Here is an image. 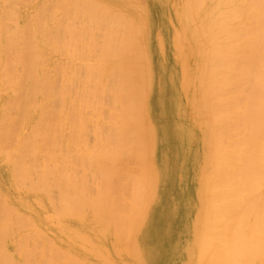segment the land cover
I'll return each instance as SVG.
<instances>
[{
  "label": "bare ground",
  "instance_id": "1",
  "mask_svg": "<svg viewBox=\"0 0 264 264\" xmlns=\"http://www.w3.org/2000/svg\"><path fill=\"white\" fill-rule=\"evenodd\" d=\"M43 1L45 2V0ZM61 1L62 0H60V2ZM67 1L70 2L71 0ZM73 1H71V3ZM57 2H59V0ZM75 2L77 1L73 2L75 5L79 3ZM42 3L34 4L32 7L25 9L23 18L14 19L11 12H6V14L3 13V15L0 14V98L1 95L5 93L8 99L5 101H2V99L0 100V264H154L153 262L157 259L158 250L155 248H146L144 237L138 240L139 235H142V227L145 225L143 223L144 219L148 213H151L149 203L155 187H157L156 182L159 181V176L155 168L156 164L154 165L152 159L156 136H150L148 138L147 136H149L150 133H147V135L145 133V130H147V132L150 130L146 128L152 125L150 124L152 123L150 120V122L147 121L148 115L146 116V113L148 112L146 111L149 107L147 98L149 96L150 77L154 69L152 70L153 64L150 62L149 53L147 54V51L143 49L145 46L140 44L141 42H137V35H142L143 39V34L139 35V31L142 30V28H138V25H141L139 23L142 21L141 16L144 15V13L145 16H147L144 11L149 8L144 6L146 8L145 10L142 6L143 4L141 8L138 7V4V6L135 4L138 8L135 9L132 0H101L99 2H97V0L94 2L93 0H89L88 4H82L83 7L88 6L86 10L81 8L86 12H84L86 15L89 13H87V11L93 12V18L89 13L87 16L83 15L84 17L86 16L85 18H88L85 19L83 17V20L85 21L91 18L93 23H91L90 20V27H88L87 22V27L84 23L81 24V26L84 25L86 28H90L94 31V26L97 25V23H94V20H97L96 22H100L101 25L99 24L100 27L99 25L96 27L104 29L102 31H105L106 41L103 40L104 36H100L101 34L96 31V28V33L100 34L98 36L102 37V41H105L100 44V42H102L100 37L98 38L96 36L100 41L96 39V42L94 39L96 46L100 44L102 47L100 48V45L98 46L100 49L97 48L99 50H97V53L100 51L101 53H98L99 55L97 54V56H102L101 59L103 63L100 66V63H98L97 69L93 68L94 66L91 64L88 65L85 61L88 71H85V75L84 72L82 73L87 81H89V79L92 81V78L88 79L89 75L93 73L94 76V74H96L95 77H93L95 81L92 83L90 81V83L95 86V90H88L87 93V87L94 86L89 84V86L85 88L84 85L87 83L86 80V82H83V85H80L81 87L83 86V89H86L85 93L83 89H75L74 91L73 84L71 85L73 89H67L68 91L72 90L75 92L77 95L76 97L75 94L72 96L69 94L70 97L74 96V99L78 97V99H80L81 95L79 96V94L83 92L84 95L82 96L84 97L81 96V98L84 101L80 100V102L87 104H85L86 106L84 105L83 110V104L79 108V105L75 107V109H78L77 111L74 109V113H79L78 115L75 114L76 118H74L73 115V120L71 121L70 117L72 111L68 109L71 104L70 102H68L69 104L67 103V107L64 105L66 102H60L62 106L64 105L65 108H67V111L62 112V114H60L61 116L55 114L56 90H59L57 92L62 91L61 86L58 84H62L65 80H67L68 84L69 80L64 78L65 80L63 79L61 82L58 81L59 83H56V75H58V79H62V76H59L58 73L60 72L58 70L59 67L53 66L56 65L54 60H52L54 62L52 66L50 64L47 65L46 63L49 59L44 60L43 55H47L45 53L46 48L52 47L54 49L56 24L58 23V30H60V27L58 28L59 23L61 29L64 30L65 23L63 19L68 17V11L71 9V11H73V13H71L75 14L74 12L80 9V4L83 3V1L79 4L80 7H72L69 10V7L65 8V6L60 3L62 5L61 9L67 11L66 13L59 8L60 6L57 3V6H59L58 9L62 11L58 21V16L56 15H53L54 18L52 16V18L50 17L52 19L51 21L50 19L48 20L47 17L46 19L42 17V8L44 7L41 5ZM46 3L52 6L46 5L47 8H45V10L50 8L46 10L47 12L53 8V10H55L53 13L59 11L55 8L56 6L53 7V3H56V1L53 3L46 1ZM161 3V8L163 7V9L167 10L171 15L174 14V12H172L173 8L177 15H173L172 19L176 17V21L180 22L182 19L186 20V22L188 21L187 24H190L191 30L190 33H186L190 34V38L191 35H194L195 40L198 41L193 42L195 43L194 48L197 44L198 49L191 53H185L183 56L184 58L180 60V62L178 61L181 74L177 80V87L180 88V92L182 93L180 94L182 98H184L183 100H185V105L183 107L178 106L173 110V112L176 113L174 120L175 129L171 128V131L174 139L178 142H187L193 135L196 136L198 134L196 131H194L192 135L187 129L191 124L183 118V114L185 110L188 109V105L192 112H194L197 107L194 114L196 121H194L195 123L197 122L198 125L203 126L201 129V139L204 140L205 143H203L206 144V149L203 148V144H199V152L189 155V158H187V154L185 155L186 161L184 160V163L186 164L187 162V164L182 167L181 170L193 171L191 175L195 177L194 187L191 191L195 193V196L187 201L185 210L181 211L178 208H172V218H181L183 224L185 223L183 233L184 240H182V246L180 245V248L178 246L172 253L169 249H165L161 259L171 264H216L217 226L219 225H217L216 220L217 206H219V201L217 202V200H221V203L219 202L221 206L219 207L223 208L227 205L225 204L227 203L225 202L226 199L234 195L232 188H230L233 192L232 194H230V189H227V191H229L227 192L226 188L224 191L222 190L220 194L218 193L219 195L217 194V192L221 190L220 188V190L218 189V186L220 187L222 184L223 186L225 185V187L228 186L224 184L228 179L230 183L231 177L228 178L226 176L229 169H226L227 173L225 170L223 171L226 175L223 174L224 177L221 179L224 181L222 182L219 177L223 175H218V173L227 165V163L224 164L223 162V160H226V157H224V155H226L225 153L229 152L227 156L230 154V151H226L228 149H226V146L228 145L227 147H229V144L233 140L229 139L231 142L228 141L225 146L223 141L221 142L222 144L217 143V138L220 137L217 135H225L226 131L228 132V130L233 127V122L231 123L229 120L230 118L232 119V115H234L231 113H234V110L231 112L230 110L235 108L232 97V95H234L232 88L234 84H237L240 90L242 83H244L243 81H248L252 78L255 79L256 87L253 89V94L246 97L248 105L243 108H241L242 105L241 107L237 105L238 125L241 127L240 134H246L248 140H250L249 138H254L258 143H264V24L259 21L264 14L262 12L264 10V0H161ZM28 5L29 4L25 6ZM81 9L79 12L84 14L82 13L83 11L81 12ZM148 12L150 11L148 10ZM249 14H251L252 18H256L260 25L255 26L254 34L256 36L254 35L253 42L250 45H243L240 40L247 35L246 19L248 20ZM55 17L57 19H55ZM138 17H141V21L138 20L136 23L135 21ZM60 18H63L62 22L64 24L61 22ZM74 18H70L69 22L72 20L73 23L75 20ZM8 20H13L10 26H7ZM78 20L76 21L80 25L81 21L78 22ZM145 21L143 20L142 22ZM253 21L258 25L257 21ZM72 23L71 25L73 27L74 24ZM77 23L76 25H78ZM132 24L133 26L136 24L138 25L134 29ZM67 27L68 25L66 28ZM85 27L84 30H87ZM145 27L146 24L143 28ZM66 28L65 30H67ZM80 29L83 30V27ZM137 29L138 34H136ZM187 29L189 28L187 27ZM63 30H60L61 33ZM75 30L76 29L72 31L75 32ZM143 30L145 31V29ZM69 31L70 28L68 29V32ZM81 31L80 33L82 35L80 34L78 37L82 39L83 33ZM93 31L90 32L93 33ZM63 33L64 34L61 35L62 38L65 36V31ZM85 33L87 34L89 32L85 31ZM140 33L143 32L140 31ZM70 34L71 33H68L66 36H70ZM72 35L74 36L72 42H76L77 39L79 42L80 39L77 38V33H73ZM92 35L93 34H91V36ZM89 36L90 35L87 34V40H89ZM194 37H192V39H194ZM60 38L61 37H59V39ZM69 38L71 39L72 37H68V40H70ZM90 40L89 41L92 43V37ZM140 40L141 38L139 41ZM76 43H67V46H75L73 51L77 50L76 54L72 52V55H77L78 51L83 50H79V46L86 42L80 43L79 46ZM88 43H86L87 46ZM95 44L94 42L92 45L90 44L91 48H94V50L96 49ZM93 45L95 47H92ZM64 46L66 47V44H64ZM64 46L62 45L63 48ZM69 46L67 48H71ZM142 46L143 48H141ZM84 47L85 46H83V48ZM72 48L70 51H72ZM94 50L91 49V52ZM84 52L82 53L81 51L83 55L81 53L78 55L85 57L86 55L84 56ZM88 53H90V51H88ZM190 55L195 57L192 62L189 60ZM87 56L89 57L91 55L89 54ZM92 58L90 57V59ZM98 60H96V62ZM73 61L74 60H72V62ZM58 63L60 62L58 61ZM188 63L195 65L190 71V75H195V73L199 74V80H197V82H200V84L198 88L196 86L191 87L188 82ZM53 67L57 69H54L56 70L55 72L53 71ZM62 67L61 69H63V71L67 70L64 66ZM89 67L90 70L93 69V72H90L91 74L89 73ZM235 67L239 70L237 81L234 76ZM73 68L72 71L77 69L75 64ZM80 68L83 69V71L85 70L83 66ZM173 70L174 69H172V71ZM86 73H89V75H86ZM72 75H74V71ZM77 75H79V73H77ZM82 76H80V78H82ZM76 77L75 75V81ZM74 79L72 80L74 81ZM75 81L74 83H76ZM77 82L82 83L80 80ZM20 85L25 86L22 93H18L17 91ZM56 85L59 87L57 88ZM196 85H198V83ZM68 86H70V83ZM78 87L79 83L77 88ZM64 88L62 87V89ZM89 91L93 94V99L88 95L90 94ZM63 92V94L58 93L60 95L58 96L61 98L62 95L64 99L69 98V96L67 98L65 96V92L66 94L69 92H67L66 89L63 90ZM200 93L202 95L199 97L202 99L199 102V98L197 99L196 97ZM85 94L88 96L87 98H91L90 101L98 99V111L96 109L97 106H95L96 103L86 99ZM59 97L58 99H60ZM64 99H62V101H65ZM69 99L71 100V98ZM206 99L207 101L205 102ZM202 100L208 104V106L203 107V110L208 109L206 116H202L200 113V105H206ZM88 101L90 105H88ZM43 102H46V105ZM74 102H77V99L74 100ZM91 105L95 106L93 107L95 108L94 112H100L99 114L97 113L99 117L92 114L94 117L98 118L97 121H95L96 118L94 119V117V122L91 119L93 123H97L96 131L94 129L96 138L92 135L94 133H91V136L94 138L90 137L88 140L94 139V141H91L93 144L89 141L86 147L83 146L84 151H81H83L86 156L75 150L76 154L79 156L81 155L83 158L88 157L87 160L89 162H86L85 165L88 164L90 167L87 166L89 169L85 168L87 171L95 167V171H91L93 175H88V177H90L89 179L92 181L91 177L93 176L92 178H94V175H96L98 180L94 178V182L96 180L95 185L93 181L91 183H93L94 186L97 184V186L93 189L94 186H92L89 181L90 184L88 185H91L89 188L93 190L90 189V191H88V185H86L88 181L86 180V182L80 177L81 175L79 176L80 172H78L77 175L80 179L73 177V171L75 169L72 170V162L77 161L75 160L77 158L79 160V157L73 154V158L76 157L73 160L71 158L72 156H69L73 152L68 156L66 154V156L64 155L62 157L61 155L63 154L59 153V157L57 147L59 151L62 147L60 148V139H57L59 145L56 144V138L59 129L63 130L67 128L69 131L71 125L72 127L75 126V130L85 133V126H83V123L91 121L86 120L89 118L88 115H86V119L83 118L85 117L83 111H89L88 108H90ZM105 106H109L108 109H105ZM206 107L208 108L205 109ZM63 108L61 107V109ZM88 114H90V111ZM56 115L60 116V119ZM163 118L164 117H162V119ZM78 119L81 122H79ZM57 120H60V123L59 121L58 123L62 125V128L60 127L61 125H57ZM76 123H78V125H76ZM148 124L150 126H148ZM74 128L70 130L73 132L75 131L73 130ZM151 130L154 129L151 128ZM79 131L78 133L76 131L74 132V136L77 134L78 141L80 139L78 136V134L80 135ZM89 131L87 130L86 132L88 135H90ZM83 135L89 138V136ZM84 136H82L83 139ZM226 136L227 134L225 137ZM230 136H233V134L229 135L228 138H231ZM75 139L73 138L70 140L71 143L76 141L78 144L75 142L76 144L74 143V145H78L77 147L81 148L82 145ZM218 144L222 145L218 147V149L222 150L220 153L221 155L217 153L216 146H218ZM89 145H93L96 148L94 149L92 147L94 150L89 151L87 148V146L90 147ZM73 147H71V150H74ZM259 151L258 149H254L251 151H243L242 153L235 152L240 161L245 159L244 164L242 163L243 165H241L244 174L247 176L245 177L247 181L251 175H249V170H251L252 165L254 167L257 165L261 170V156H259ZM233 155L234 154H231L229 155V157H231L227 158L232 159ZM217 158H219V160ZM84 159L80 158L81 161L79 160V162L82 163L85 161ZM71 160L73 161L71 162ZM220 160L221 163L218 162ZM191 161L193 162L191 163ZM219 164L221 165L219 166ZM60 171L61 173H59ZM58 174H60V177H58ZM76 174L77 170L74 176H76ZM87 174H89V172ZM183 174L184 173H181V178ZM215 174L219 176L220 182L217 180L216 183L217 177H215ZM166 177H169V173H167ZM186 180L189 181L191 179L187 178ZM8 181L13 184V188L10 189L16 193L15 195H11L5 190ZM242 182L243 181L239 183V188L245 187L242 186ZM223 188L224 187H222V189ZM227 188H229V186ZM217 189L218 191H216ZM236 192L240 193L241 190L236 189ZM218 196L219 198L216 199ZM225 197L226 199H224ZM245 197L244 200L251 204V196L247 195ZM251 200L253 203L252 205H243L241 209H244L247 213L244 220L250 218L248 213L251 215L254 211L259 210V198L252 197ZM194 205L197 206L196 210L193 208ZM228 205H230V203ZM257 218L258 217L255 218V223L253 222L254 220L250 223L251 225L242 222L239 227V223L237 222L236 229H234L235 233L234 230H231L233 227L230 229L226 224L225 228L229 229L228 231L231 230V232H233L231 235L234 236L228 237V239L227 237L225 238L223 235L229 234V232L226 231L225 234L222 232V237L228 241L230 240L229 238H231L233 244L231 242V244H229L228 241L223 242V244H227L225 248L223 247L226 253L225 255L219 253V255L221 254L220 257H226L228 253L231 254L230 248H233L232 254L234 253V255H232V257L235 258V256H237L235 259L232 258L235 261L233 264L238 263L241 259H244V263L246 262V264H264L263 228L261 231L259 228V226L263 224L264 219ZM220 219L222 220V218ZM72 222L76 225L72 226ZM137 231H140V233ZM255 233L258 234L254 235ZM221 240H223V238L220 239V241ZM221 242L218 240L219 245L217 247L219 250L223 246ZM220 244L222 245L221 247ZM228 244L232 246L228 247ZM10 245L15 247L13 252H10L7 248ZM224 251L222 250V252ZM239 255L243 257H239ZM227 257H230V255ZM237 258L241 259L238 260ZM237 260L238 262H236Z\"/></svg>",
  "mask_w": 264,
  "mask_h": 264
},
{
  "label": "rangeland",
  "instance_id": "2",
  "mask_svg": "<svg viewBox=\"0 0 264 264\" xmlns=\"http://www.w3.org/2000/svg\"><path fill=\"white\" fill-rule=\"evenodd\" d=\"M46 1L47 2H55L56 1V3H53L54 4V6L53 7H55V8H57L58 9V7L61 9V6L63 5V6H65V8H67V7H69L68 8V10L70 9V8H78V7H80V5H81V7H80V9L81 8H84L83 10H86V7H88V6H84L83 7V5H85V4H88L89 3V0L88 1H84V0H80V1H78V0H74V1H77V2H75V3H78V4H73V0H71V1H73L72 3H71V1L69 2V1H65V0H62L61 2H60V0H59V2H57L58 0H45V2L43 1V0H0V14H2L3 15V13L4 14H6V12H11L12 14H13V16H14V19H17V18H23V16H24V10L25 9H28V8H30V7H32L34 4H37V3H42L41 5H43L44 7L42 8L43 10H42V17L44 18V19H46V17H47V19L49 20L50 19V21L52 20L51 18L53 17V15H56V16H58L57 18L55 17V19H57V21L59 20V15H60V13L63 11V12H67V11H64V9H61V10H59V11H56L55 13H53L55 10H53V9H51L49 12H47L46 10H48V9H50V8H48V9H46L45 10V8H47L46 7V5L48 4V3H46ZM81 1H83V3H81ZM94 1H96V0H93V2ZM99 1H101V0H97V2H99ZM144 1V2H143ZM147 1V2H146ZM138 0V1H135V0H132V2H133V6H135L134 8L135 9H138L137 7H136V5L139 7V8H141V5L143 6V8L146 10V8H149V9H147L146 11H144V12H146V14H147V16H145V13H144V15H142L141 17H142V21L144 20H147V21H145V22H142L140 19H141V17H138V19L135 21L136 23H137V21L139 20V21H141V22H139L141 25H138V24H136V25H134L133 26V24H132V27L135 29L136 28V26L138 25V28H142V30H140L141 32H143V33H140V31H139V35H141V34H143V39H142V35L141 36H138L137 35V42H141L140 44H142L143 46H145L144 48H143V46L141 47V48H143L144 50H146L147 51V54L149 53V58H150V62H152V74H151V77H150V88H149V96H148V98H147V101H148V109H149V111H148V109H147V111L146 112H148V113H146V116H147V121L148 122H152V123H150V124H152L151 126L148 124V126H150V127H148V128H146V129H150L148 132H147V130H145L146 132V135H147V133H150V135L149 136H147L148 138L151 136V137H153V136H156V142H155V148H154V151H153V155H152V159H153V163H154V165L156 164V166H155V168H156V172H157V174H158V179H159V181L158 182H156V186L157 187H155V190H154V192H153V194H152V197H151V200H150V203H149V209L151 210V213H148V215L145 217V219H144V226L142 227V235L140 236L139 235V237H138V240L140 239V238H142V237H144L145 238V247L146 248H155V249H157L158 250V252H157V259H156V261H154L153 263L154 264H164V263H169V264H171L170 262H167V261H163V259H161V256H162V253H163V251L165 250V249H169L170 251H171V253L174 251V249H176L178 246H179V248H180V245L182 246V240H184L183 239V233H184V224H183V222H182V220H181V218H177V219H173L172 218V215H171V210H172V208H178V209H180L181 211H183V210H185V207H186V203H187V201L188 200H190V198H192L193 196H195V193L194 192H192L191 190L193 189V187H194V175H191V173L193 172V171H184V170H181V168L182 167H184V166H186V164H187V162H186V164L184 163V160L186 161V158H185V155L187 154V158H189V155H193V154H195L196 152H199L198 150H200V147H199V144H203V148L204 149H206V144H204L205 143V141L204 140H202L201 139V129H202V125L200 126V125H198V123L196 122L195 123V117H194V114H195V112H196V110H197V107L195 108V110H194V112H192L191 111V109H189V105H188V109H186L185 110V112H184V114H183V118L188 122V123H190L191 124V126L190 127H188L187 129L189 130V132L193 135V133H194V131H196V133H198V134H200V135H196V136H192L191 138H190V140H188L187 142H178L177 140H175L174 139V137H173V133H172V131H171V128L172 129H175V127H174V120H175V114L176 113H174L173 112V110H175L178 106H184L185 105V100H183L184 98H182V96H181V92H180V88L179 87H177L178 86V82H177V80H178V78H179V75L181 74V69H180V65H179V62H180V60H182L184 57V54L185 53H191L192 51H195L196 49H198V46H197V44H196V47L194 48V46H195V43H193V42H195V41H197V40H195V37H194V35L192 36L191 35V38H190V24L188 25L187 23H188V21L186 22V20H184V19H182V20H180V22L179 21H176L175 19H176V17H174L173 19H172V16L173 15H177L176 13H175V11L173 10V8H172V12H174V14H170L169 12H167V10H164L163 9V7L161 8V6H162V3H161V0ZM263 1V0H262ZM63 2V3H62ZM68 2V3H67ZM87 2V3H86ZM32 3V4H31ZM46 3V4H45ZM59 4V6H57L58 4ZM62 5H61V4ZM72 5H70V4ZM81 3V4H80ZM27 4H29L28 6H25V5H27ZM31 4V5H30ZM56 4V5H55ZM68 4V5H67ZM80 4V5H79ZM83 4V5H82ZM136 4V5H135ZM149 4V5H148ZM40 5V6H41ZM71 7H70V6ZM47 6H51V5H47ZM77 6V7H76ZM146 8H145V7ZM52 7V6H51ZM80 9L78 10H76V12H74L75 14H72L73 13V11H71V9L68 11L69 13H68V17H69V19H68V17H65L64 19L63 18H60V20H61V22H62V19H63V21H64V23L66 24H64L63 22V24H64V26H65V28H66V26L68 25V27L66 28L67 30H65V28H64V30L63 29H61V26H59L60 25V23H59V25H58V28L60 29V30H63V32L65 31V38L63 37L62 38V36L61 35H63L64 33L62 32L61 33V31L60 30H58L57 29V24H56V28H55V37H54V49L52 48V47H49V48H46V51H45V53L47 54V55H43L44 57V60L46 59H49L48 61H47V65H53V63L55 62V64L56 65H53L54 67L55 66H58L57 68H58V70L60 71V72H58L59 73V76L61 75L62 77V79H58L59 77H58V75H56L55 76V74H54V76H55V80H56V83H59V82H61V80H63L64 78L65 79H68L69 81V83H70V86H68L69 85V83L67 84V80H65V81H63L64 82V84H63V82H62V84H63V86H62V84L61 83H59L58 85L59 86H61V92H57V91H59V90H56V93H57V96H56V101H55V114H58V115H60V114H62V112H65V111H67L66 109L67 108H65V106L64 105H66V107L68 106V102H70L71 104H70V107H68V109H70V111H72V115H71V117H70V120L72 121L73 119H72V116L74 117V118H76V115L75 114H77L78 115V113H74V109H75V107H77V105H79L78 106V108L79 107H81L82 106V104H83V106H82V110H83V107H84V105L86 104H84V102L82 103V102H80V100H83L82 98H81V96L82 95H84L83 94V92L85 93L86 92V89H83V86L81 87L80 85H83L84 83V81L86 80L87 81V79H86V77L84 76L85 75V71L87 70L86 68H87V64L86 63H88V65L89 64H91L92 66H94L93 68H97L98 69V67H97V65H98V63H100L99 64V66L103 63V60L101 59L102 58V56L100 57V56H97V54L98 53H101V51L100 52H98L97 53V48H102L101 47V43H104L105 41H106V37H105V31H102V30H104V29H101V28H97L96 26L97 25H101V23L100 22H96L97 20H94L95 22V24L97 23V25H95L94 26V28L96 29L97 28V32H99L100 34H97L96 33V31H95V29L93 28V27H91V28H93L94 29V31L93 30H91L90 28H86L87 27V23H88V27H90L89 25V21L91 20V23H93V21H92V19L90 18L89 20H83L89 13L92 15L93 14V12H91V11H87V15L85 14L86 12L85 11H83L82 9H81V12L82 13H84V14H81L79 11H80ZM161 9V10H160ZM53 10V11H52ZM66 10V9H65ZM72 10H75V9H72ZM88 10V9H87ZM148 10L151 12H148ZM45 12V13H44ZM72 12V13H71ZM79 12V13H78ZM160 12V13H159ZM167 12V13H166ZM263 13H264V10L262 11ZM50 13H53V14H50ZM151 15H150V14ZM262 13V14H263ZM49 14H50V16H49ZM58 14V15H57ZM1 15V16H2ZM47 15V16H46ZM70 15V16H69ZM74 15V16H73ZM81 15H82V17H81ZM83 15H86L85 17L83 16ZM52 16V17H51ZM75 16H77V17H75ZM145 17V19H144V17ZM49 17V18H48ZM51 17V18H50ZM75 17V18H74ZM84 17V18H83ZM54 18V17H53ZM67 18V19H66ZM70 18H74L75 20V22L77 23V21L76 20H78V22H80V25L78 24V25H76V23L73 21V23H72V20L70 21L72 24H74L73 25V27H75V28H73L72 27V25H71V23L69 22V20H70ZM78 18V19H77ZM92 18H93V15H92ZM151 18V19H150ZM85 19H88V18H85ZM263 19V20H262ZM262 19H259V21H261L263 24H264V14H263V17H262ZM164 20V21H163ZM253 20H255V21H257V23H258V25L257 24H255V22L253 21ZM83 21V22H82ZM149 21V22H148ZM187 24H185L184 22ZM259 21L256 19V18H252V16H251V14H249V16H248V20L246 19V23H247V25H246V32H247V35H245L240 41H241V43L243 44V45H246V44H248V45H250L252 42H253V38H254V29L256 28L255 26H259L260 25V23H259ZM60 22V21H59ZM68 22H69V24H68ZM87 22V23H86ZM13 23V20H8V22H7V26H10L11 24ZM84 23V25L86 26H84V25H82L81 26V24H83ZM134 23V22H133ZM63 24H62V26H63ZM144 24V25H143ZM145 24H146V27L145 28H143V26H145ZM76 25V26H75ZM92 25V24H91ZM94 25V24H93ZM100 25H99V27H100ZM81 26V27H80ZM83 27V30L82 29H80V28H82ZM84 27L88 30H84ZM101 27H103V26H101ZM187 27L189 28V29H187ZM70 28V31L68 32V29ZM140 28V29H141ZM148 28V29H147ZM74 29H76L75 30V32L74 31H72V30H74ZM133 29V30H134ZM143 29H145V31H146V34H145V31L143 30ZM171 29V30H170ZM78 30V31H77ZM82 30V31H81ZM80 31L83 33V38L85 39H81V38H79L78 37V35H80L81 33H80ZM85 31L86 32H89V33H87L88 35H90L89 37V40L91 39V37H92V40H93V42H94V44H95V40L97 39L98 40V38L100 37V36H104V39L103 40H105V41H102V37H100V39H101V41L102 42H100V46L99 45H97L96 46V44H95V46H96V49L94 50V48H91V46H90V44L92 45L93 44V42L91 43L89 40H87L88 39V37H87V34L85 33ZM90 31H93V33L92 32H90ZM136 31V30H135ZM152 31V32H151ZM59 32H60V34H59ZM71 33L70 34V36H66V35H68V33ZM77 33V38H79L80 40H79V42H78V39H77V43L76 42H72V39H73V33ZM103 32V33H102ZM137 32V33H136ZM135 33L136 34H138V29H137V31H136ZM161 32V33H160ZM186 32H189L188 34L186 33ZM165 33V34H164ZM191 33H192V31H191ZM91 34H93L92 36H91ZM94 34H95V36H94ZM145 34V35H144ZM172 34V35H171ZM72 35V36H71ZM82 35V34H81ZM98 35H100V36H98ZM159 37H158V36ZM94 36V37H93ZM98 38H97V37ZM256 36V35H255ZM59 37H61L60 39H59ZM68 37H72L70 40H68ZM171 37V38H170ZM192 37H194V39H192ZM75 38H76V35H75ZM141 38V40L139 41V39ZM158 38V39H157ZM169 38V39H168ZM59 39V40H58ZM95 39V40H94ZM163 39V40H162ZM67 41V43H76L78 46L80 45V43L82 44V42H86V43H88V41H89V43H88V46L86 45V43H83V45H80L79 47H80V49L79 50H81V49H83V50H81L82 51V53L84 52V56L86 57H81V55H78L79 53H81V51H78V53H77V55H72V52H75V54H76V52H77V50H74L73 51V49H74V47L75 46H69V47H71L72 48V51H70V49L71 48H67L68 46H67V43H66V41ZM75 40V39H74ZM73 40V41H74ZM97 40H96V42H97ZM169 40V41H168ZM192 40V41H191ZM98 41H100V40H98ZM151 41V42H150ZM167 42V43H166ZM198 42V41H197ZM63 43V44H62ZM64 44H66V47L64 46ZM73 44V45H74ZM171 44V45H170ZM186 44V45H185ZM62 45L64 46V48L62 47ZM103 45V44H102ZM159 45V46H158ZM82 46V47H81ZM83 46H85L84 48H83ZM89 46H90V48L91 49H93L94 51V54H93V52H91V49L89 48ZM94 45L92 46V47H95ZM99 46V47H98ZM150 46V47H149ZM161 46V47H160ZM66 48H67V50H66ZM88 49V51H90V53H88V51H87V49ZM99 48V49H100ZM146 48V49H145ZM150 49V50H149ZM160 49H161V51H160ZM70 51V52H69ZM99 51V50H98ZM71 54V56H70V54ZM81 53V54H82ZM88 53V54H87ZM96 53V54H95ZM91 55V56H87V55ZM159 54V55H158ZM162 54V55H161ZM172 54V55H171ZM83 55V54H82ZM94 55H96V56H94ZM99 55V54H98ZM53 58H52V57ZM55 56H57V57H55ZM60 56V57H59ZM160 56V57H159ZM165 56H167V57H165ZM79 57H80V59H79ZM87 57H88V59H87ZM90 57L92 58V57H94V58H92V59H90ZM100 57V58H99ZM177 57V58H176ZM192 57V58H191ZM51 58V59H50ZM61 58V59H60ZM81 58H84V59H81ZM97 58V59H96ZM161 58V59H160ZM166 58V59H165ZM195 57H193V55H190V59L189 60H191V62L193 61V59H194ZM64 59V60H63ZM86 59V60H85ZM101 61H99V60ZM153 59V60H152ZM188 59H187V61H188ZM52 60H54V62L52 61ZM56 60H57V62H56ZM63 60V61H62ZM72 60H74L73 62H72ZM81 60V61H80ZM93 60V61H92ZM96 60H98L97 62H96ZM52 61V62H51ZM58 61L60 62V63H58ZM83 61V62H82ZM85 61H86V63H85ZM90 61V62H89ZM179 61V62H178ZM46 62V61H45ZM51 62V63H50ZM165 62H167V63H165ZM175 62V63H174ZM67 63V64H66ZM82 63H83V65H82ZM97 63V64H96ZM69 64V65H68ZM74 64H75V66H76V70H73L74 71V75H72L73 74V71H72V69H74L73 67H74ZM95 64V65H94ZM67 65H68V67H69V69H68V67H67ZM85 65V66H84ZM90 65V66H91ZM163 65V66H162ZM165 65V66H164ZM235 65H237V64H235ZM62 66H64L67 70H65V71H63V69H61V68H63ZM83 66V68L85 69L84 71H83V69H81L80 67H82ZM194 64H190V63H188V73H187V78H188V82H189V84H190V86L191 87H193V86H196L197 88H198V86H199V84H200V82H197V80H199V74L198 73H195V75L193 74V75H190V71L194 68ZM53 67V71L55 72L57 69L56 68H54ZM167 67V68H166ZM64 68V69H65ZM78 68H80V69H78ZM92 68V67H91ZM177 68V69H176ZM54 69H56V70H54ZM89 69V73L92 71L93 72V69H91L90 70V67L88 68ZM97 69H95L96 71H98ZM172 69H174L173 71H172ZM179 69V70H178ZM88 71V70H87ZM86 71V72H87ZM165 71H166V73H165ZM65 72V73H64ZM71 73V75H70V73ZM84 72V75L82 74ZM91 72V73H92ZM95 72V71H94ZM171 72V73H170ZM57 73V72H56ZM57 73V74H58ZM68 73V74H67ZM77 73H79V75H77ZM81 73V74H80ZM89 73H86V75L88 74L89 75ZM90 73V74H91ZM97 73V72H96ZM238 73H239V70H238V68L237 67H235L234 68V76H235V80L237 81V75H238ZM197 74V75H196ZM68 75H70V76H68ZM75 75L77 76L76 77V81H75V79H74V77H75ZM85 77H83V76ZM95 75L96 74H94V76H93V73L91 74V75H89V77H88V79L89 78H92V81H91V79H89V81H87V83H85V88H86V86H89V84L90 85H92V86H94L93 84H91L92 82H94L95 80H94V78L93 77H95ZM172 75V76H171ZM80 76H82V78H80ZM92 76V77H91ZM69 77V78H68ZM73 77V78H72ZM153 77V78H152ZM193 77H195V78H193ZM161 78V79H160ZM72 79H74V81L76 82V83H74V81L72 80ZM159 79V80H158ZM195 79V80H194ZM78 80H80L82 83H80V82H77ZM176 80V81H175ZM193 80H194V83H193ZM59 81V82H58ZM85 81V82H86ZM90 81H91V83H90ZM159 81V82H158ZM172 81V82H171ZM89 82V83H88ZM198 83V85H196L197 83ZM244 83H242V86H241V88H240V90H239V88L237 87V84H234V87H232L233 88V94L234 95H232V97H233V102H234V106H235V108L234 109H231L230 110V112L231 111H233L234 110V113L233 112H231L232 114H234V115H232V114H230V115H232V119H233V121H232V119L230 118V122L232 123L233 122V127H231L229 130H228V132L226 131V133H225V135L227 134V136L225 137V135H223L222 134V136L221 135H217V136H220V137H218L217 138V143H221L222 141H223V143H224V145L226 144L227 145V143H228V141L229 142H231L230 140L231 139H233L232 140V142L229 144V147H227L226 145V151H230V154L229 155H231V154H234L233 156H232V159H228V158H230L229 157V155L227 156V153H229V152H227V153H225L226 155H224V157H226L225 159V161L223 160V162H224V164L225 163H227V165L224 167L223 165V170L222 171H219L220 173H218V175L220 174H224V175H226L225 174V172H223L224 170L226 171V173H227V170L229 169V172H228V174L226 175L228 178H230V183H229V179L227 180V182L226 183H224V184H227L228 186H229V188H227L228 186H226L225 187V185L223 186V184H222V186H218L217 184V186H218V189L220 190V191H218V189L216 190V191H218L217 192V194L219 193L220 194V192L223 190H225V188H226V191H227V189H230V188H232V190L234 191V195H232L230 198L228 197L227 199H226V197L224 198V199H226V201L225 202H227V203H225V204H229L230 203V205H225L224 203H222V204H224L226 207H223V205H222V207L223 208H220L219 206H221V200L220 199H218L217 200V202H218V204H219V206H217V246L219 245V243H218V240H219V242H221L222 244H223V242H225V241H228V240H225V238L227 237V239H228V237H232V236H234V235H231V234H233V232H231V230L233 231L234 229H236V224H237V222L239 223V227H240V225H241V223L243 222V223H252V221L255 223V218L256 217H258V218H263L264 219V143H262V144H260V143H258L257 142V140H255L254 138H249L250 140H248L247 138H246V134H240L241 133V127L238 125V123H239V121H238V117H237V114H238V109H237V105H239L240 107H241V105H242V107L241 108H243V107H246L248 104H247V96L248 95H250V94H253V89L256 87V83H255V79L254 78H252L251 80H248V81H243ZM78 83H79V87H81V88H77V86H78ZM151 83H152V85H151ZM158 83H159V85H158ZM61 84V85H60ZM73 84V85H72ZM161 84V85H160ZM58 85H56L57 86V88L59 87ZM74 86V89L73 88H71L72 86ZM77 85V86H76ZM62 87L64 88V87H66V88H64V89H62ZM152 87V88H151ZM68 88H70V89H73L74 91H75V89L76 90H84L83 92L82 91H79V92H82V94L80 93L79 94V96H80V99H78V98H76L77 99V102H74V100H76V99H74L77 95L75 94V92H73L72 90H67ZM88 89H87V93H88V90H92V91H94L95 90V86L94 87H87ZM90 88V89H89ZM91 88H93V89H91ZM24 89H25V86L24 85H20L19 87H18V93H22L23 91H24ZM66 89V91L67 92H69V93H67L66 94V92H65V96H66V98L69 96V98H71V100L69 99V98H67V99H64V96H63V98H62V95H61V98L62 99H64L65 101H62V99L59 97L60 95L59 94H63L64 92H63V90H65ZM173 90V91H172ZM89 91V92H90ZM158 91V92H157ZM70 92H72V93H70ZM78 92V91H77ZM59 93V94H58ZM86 93V94H87ZM153 93V94H152ZM181 93V94H180ZM72 96L73 94H75V97L73 96V97H70V95ZM85 94V97H86V99H89V98H87L88 96ZM91 92H90V94H88V95H90V97L92 98L93 97V94H92V96H91ZM160 94V95H159ZM59 95V96H58ZM202 94L200 93L196 98L198 99L199 98V102L201 101V97H199V96H201ZM58 97L60 98V99H58ZM82 97H84V96H82ZM73 98V99H72ZM90 98V99H91ZM263 98H264V96H263ZM2 99V101H5V100H8L7 98H6V94L5 93H3L2 95H1V98H0V100ZM85 99V98H84ZM90 99H89V101H90ZM93 99V98H92ZM94 99H95V97H94ZM67 100V101H66ZM98 100V99H97ZM97 100H93L94 101V103H96V105L95 106H97V111H98V108H99V106H98V104H97ZM84 101V100H83ZM85 101H87V100H85ZM88 101V102H89ZM93 101H90V102H93ZM96 101V102H95ZM203 101V100H202ZM207 101V99L205 100V102ZM60 102H66L63 106H62V104L60 103ZM87 102V103H88ZM90 102H89V104L88 105H90ZM152 102V103H151ZM204 102V101H203ZM202 102V103H203ZM204 102V103H205ZM45 105H46V102H43ZM68 103V104H67ZM79 103H81V104H79ZM106 103V102H105ZM74 104V105H73ZM91 104H93V103H91ZM206 104V103H205ZM87 105V104H86ZM85 105V106H86ZM146 105V104H145ZM151 105V106H150ZM204 105V104H203ZM73 106V107H72ZM95 106H93V105H91L90 106V108H88V107H86V108H88L89 109V111H90V114H88L89 113V111H83V114H85V117H83V118H85L86 119V115H88L89 116V118L88 119H86V120H88V121H91V119H92V121L94 122V119L96 118V117H94V115H97V113L99 114L100 112H94V109L95 108H93V107H95ZM205 106H208V104H206V105H204V106H201L200 105V108H201V110H200V113H201V115L202 116H206L207 115V108L208 107H206L205 109H207V110H203V107H205ZM61 107L63 108V109H61ZM109 107V106H108ZM108 107L107 106H105V109L107 108L108 109ZM47 108H51V107H47ZM78 108H76L75 109V111H77V109ZM85 109V108H84ZM110 109V108H109ZM87 110V109H86ZM93 110V111H92ZM204 111V113H203V111ZM69 111V110H68ZM69 111V112H70ZM100 111V110H99ZM92 112V113H91ZM94 112V113H93ZM150 112V113H149ZM192 112V113H191ZM92 114H94V115H92ZM58 115H56V116H58ZM92 115V116H91ZM192 115H193V117H192ZM61 116V115H60ZM60 116H58L59 117V119H60ZM80 116V115H79ZM87 116V117H88ZM91 116V117H90ZM166 116V117H165ZM229 116V115H228ZM57 117V118H58ZM93 117H94V119H93ZM97 117H99V115H97ZM150 119H149V118ZM162 117H164L163 119H162ZM171 117V118H170ZM78 118V117H77ZM159 118V119H158ZM168 118V119H167ZM80 119V118H79ZM79 119H78V121H79ZM97 119L98 118H96V120L95 121H97ZM192 119H193V122H192ZM81 120V119H80ZM85 120V121H86ZM150 120V121H149ZM190 120V121H189ZM195 120V121H194ZM58 121H59V123H60V120H57V125H61V124H59L58 123ZM76 121H77V119H76ZM84 122L83 123V121H82V123H83V126H85V129H84V131H85V133L84 132H81V131H79L80 132V135L78 134V136H79V141H78V137H77V134H76V136H74V132L76 131L77 133H78V131L77 130H75L76 128H74V127H72V125H71V128H74L73 130H75V131H73L72 132V130H70L71 128H69V131H68V129L67 128H64L63 130H61V129H59L58 130V133H57V138H56V140L58 139H60L59 140V142L61 141V144H60V148H61V152L59 151V149H58V147H57V150H58V155H59V153H61V154H63V155H61V157L62 156H66V154H67V156L69 155V154H71V152H73L71 155H69V156H72L73 154H75L76 155V157H79V160H80V158L81 159H84L85 161H83L82 163L81 162H79V160H78V158L77 159H75L76 157H74L73 158V156L71 157L73 160L75 159V160H77V161H74V162H72L73 160H71V162H72V166H73V168H72V170H74L73 171V173H74V175H75V173H76V170H77V174H76V176H74L73 175V177H77V179H80V177L81 178H83L87 183H86V185H88V184H90L92 181L94 182V178L96 179L97 177H96V175H94V178H92L91 177V180L92 181H90V177H88V175H93L92 173H91V171H95V167H93L92 168V166H91V168L92 169H90V171L88 170H86L85 168H87V169H89L88 167H90L88 164L87 165H85L86 164V162H89L87 159H88V157L86 158V157H84L83 158V156L81 157V155L79 156L78 154H76V151L78 152V153H80V154H82V155H84V156H86V154L83 152L84 150H83V148L84 147H86V145L89 143V141L91 142V141H94V139H92V140H88V139H90V137L91 138H96V134H95V132H94V129H95V131H96V129H97V123H93V122ZM74 122V121H73ZM79 122H81V121H79ZM78 122V123H79ZM161 122V123H160ZM78 123H76V125H78ZM89 123H92V124H89ZM156 123V124H155ZM194 123H195V126H194ZM87 124V125H86ZM154 124V125H153ZM165 124V126H167V135L165 136V138L163 139V141H162V139H161V135H160V132H161V130H160V125H164ZM200 124V123H199ZM204 125V124H203ZM61 128H62V125L60 126ZM198 127V128H197ZM87 128V129H86ZM151 128H153L154 130H151ZM155 128H156V130H155ZM77 129H78V127H77ZM92 129V130H91ZM67 130V131H66ZM87 130L89 131V133H90V135H88L86 132H87ZM200 130V131H199ZM72 133H71V132ZM153 131H155V132H153ZM67 132V133H66ZM151 132H153V133H151ZM85 134L87 137L89 136V138H86L83 134ZM91 133H94V134H92L93 136H91ZM233 134V136H230L231 138H228L229 137V135H232ZM73 134V135H72ZM155 134H157V135H155ZM69 135V136H68ZM145 135V136H146ZM82 136H84V139L82 138ZM196 137H198V138H196ZM225 137V138H224ZM77 139V141L79 142V144L80 145H82L81 146V148L80 147H77L76 145H74V143L76 142H74V140H73V142L74 143H71V141L70 140H72V139ZM228 138V139H227ZM75 139V140H76ZM84 141H83V140ZM88 141H87V140ZM230 139V140H229ZM58 140H57V143L56 144H58L59 145V143H58ZM62 140H64V141H62ZM193 140V141H192ZM69 143H68V142ZM65 142H67V143H65ZM96 142V141H95ZM204 142V143H203ZM77 143V142H76ZM75 143V144H76ZM86 143V144H85ZM92 143V142H91ZM90 143V144H91ZM73 144V145H72ZM78 144V143H77ZM93 144V143H92ZM95 144V143H94ZM158 144V145H157ZM222 144V143H221ZM221 144H218V146H216V148H217V153L218 154H220L221 152H222V150L221 149H218V147H219V145H221ZM63 145V146H62ZM66 145V146H65ZM157 145V146H156ZM73 146H75V147H73ZM84 146V147H83ZM90 147H88L87 146V148H88V150L89 151H92V150H94L96 147V144H95V146H91V145H89ZM222 146V145H221ZM71 147H73V149L74 150H71ZM92 147L94 148V149H92ZM222 148V147H221ZM79 149V150H78ZM256 150V149H258V150H260L259 152H260V155L259 156H261L260 158H261V170L259 169V167L257 166V165H255V167L252 165L251 166V170H249V175H250V178H249V180L247 181V180H245V177H247L245 174H244V172H243V169H242V165L244 164V162H245V159L244 160H242V161H240V159L237 157V155L235 154V152H240V153H242L243 151H251V150ZM76 150V151H75ZM81 150H83V151H81ZM220 151V152H219ZM83 152V153H82ZM166 152H167V155H166ZM231 152H234V153H231ZM156 153V154H155ZM74 155V156H75ZM78 155V156H77ZM155 155V156H154ZM221 155V154H220ZM219 156V155H218ZM59 157H60V155H59ZM154 157V158H153ZM228 157V158H227ZM218 160H219V158H217ZM228 159V160H227ZM81 161V160H80ZM156 161V162H155ZM226 161H229V162H226ZM76 162V163H75ZM193 161H191V163H192ZM219 163H221V160L220 161H218ZM243 163V164H242ZM190 164V163H189ZM242 164V165H241ZM83 165H85V166H83ZM90 165H91V163H90ZM93 165V164H92ZM221 164H219V166H220ZM229 165V166H228ZM88 166V167H87ZM94 166V165H93ZM164 166H167L166 168H164ZM228 167V168H227ZM60 169V168H59ZM158 169V170H157ZM227 169V170H226ZM71 170V171H72ZM78 172H80L79 173V178H78ZM89 172V174H87ZM59 173H61V171L59 172ZM72 173V174H73ZM167 173H169V177H166L167 176ZM181 173H184L183 174V177L181 178ZM217 174V173H216ZM216 174H215V177H217L216 178V183H217V180H219V178H220V180H221V182L222 181H224V180H222L223 179V177H224V175L223 176H221V177H219L218 175L216 176ZM58 177H60V174H58ZM219 177V178H218ZM191 179V180H189V181H187L186 179ZM222 178V179H221ZM226 178V177H225ZM96 180H98V178L96 179ZM96 180H95V182H96ZM220 180H219V182H220ZM244 180H245V182H244ZM89 181H90V183H89ZM241 181H243L242 183L244 184H242V186H245L244 188H239V183L241 182ZM95 182H94V185H95ZM91 185L92 186H94L93 185V183H91ZM90 185V186H91ZM162 185V186H161ZM13 186V184H11L9 181H8V184L6 185V187L7 188H5V190L7 191V192H9L11 195H15L16 193H14V191L13 190H11L10 188H13L12 187ZM89 185H88V191H90V189H92V188H89L90 187ZM96 186H97V184H96ZM96 186H94V188L93 189H95V187ZM216 186V187H217ZM161 187V188H160ZM222 187H224L223 189H222ZM245 188H247V189H245ZM92 189V190H93ZM236 189H239V190H241V192L240 193H237L236 192ZM157 190V191H156ZM87 191V190H86ZM231 193L230 194H232L233 192L231 191V189L229 190ZM229 191H227V192H229ZM86 193H88V192H86ZM226 193V192H225ZM218 194V195H219ZM227 194V193H226ZM9 195V194H8ZM7 195V196H8ZM223 195V194H222ZM229 195V194H228ZM251 196L250 197V202H251V204H249L246 200H244L246 197L245 196ZM216 196V195H215ZM159 197H161V198H159ZM252 197H255V198H259V203H258V205H259V210L258 211H254L251 215L248 213V215L250 216V218L248 219V220H244V218L247 216V213L245 212V210L243 209V210H241L242 209V207H243V205H252L253 203H252V200H251V198ZM217 198H219V196L218 197H216V199ZM232 198V199H231ZM223 199V200H224ZM261 199H262V201H261ZM222 200V201H223ZM231 200V201H230ZM243 200V201H242ZM242 201V202H241ZM193 208L196 210L197 209V206L196 205H194L193 206ZM218 210H222V211H218ZM225 210V211H224ZM227 210V211H226ZM221 212H223V213H221ZM225 212H226V214H225ZM229 212V213H228ZM220 214V215H219ZM222 214V215H221ZM225 214V215H224ZM142 217H144V216H142ZM222 218V220L220 219V218ZM228 218V219H227ZM257 218V219H258ZM226 219H227V221H226ZM225 225V226H223V225ZM226 224H227V226H229L228 228H232L230 231H228L229 229H226L225 227H226ZM72 226H75L76 224L74 223V222H72V224H71ZM251 225V224H250ZM222 226V227H221ZM224 227V228H223ZM259 228H260V231L262 230V228H263V236H264V222H263V224H261L260 226H259ZM223 229V230H222ZM224 229H226V230H224ZM139 230H140V228H139ZM226 231H228L229 232V234H230V236H229V234L228 235H226L225 234V232ZM138 233H140V231H137ZM137 232H136V234H137ZM222 232H224V234L226 235H223L224 237H222ZM227 232V233H228ZM220 233H221V235H220ZM234 233H235V230H234ZM258 233H255L254 235H257ZM138 235V234H137ZM136 235V236H137ZM220 237V239H222L223 238V240H221L220 241V239H219V237ZM230 240L228 241V243L229 244H233V240L231 239V238H229ZM234 239V238H233ZM231 242V243H230ZM227 243V242H226ZM225 244V243H224ZM223 244V246L220 244V247H221V249L219 250L218 249V247L216 246V251H217V258H216V264H233V262H235L233 259H235L237 256H235V258L234 257H232V255H234V253L232 254V250H233V248H230V253L231 254H229L228 253V255L226 254V257L224 256H221L220 257V255L221 254H223V255H225V253H226V251H224V248H225V246H227V244H225L224 245ZM228 244V247H230V246H232V245H229ZM224 247V248H223ZM8 248V250H10V252H13L14 250H15V247L13 246V245H10V246H8L7 247ZM218 250H219V252H218ZM222 250L224 251V252H222ZM219 253H221L220 255H219ZM230 255V257H227V256H229ZM222 257H223V259H222ZM239 257H243V256H240L239 255ZM233 258V259H232ZM238 260H240L241 258H237ZM238 260L236 261V262H238ZM244 259L242 260L241 259V261H239L238 263H234V264H243L244 263ZM241 262V263H240ZM244 264H246V262L244 263Z\"/></svg>",
  "mask_w": 264,
  "mask_h": 264
},
{
  "label": "crops",
  "instance_id": "3",
  "mask_svg": "<svg viewBox=\"0 0 264 264\" xmlns=\"http://www.w3.org/2000/svg\"><path fill=\"white\" fill-rule=\"evenodd\" d=\"M160 130H161V132H160V135H161V139H162V141H163V139L165 138V136L167 135V131L169 130H167V126H165V124L164 125H160ZM166 155H167V152H166ZM167 166H164V168H166Z\"/></svg>",
  "mask_w": 264,
  "mask_h": 264
}]
</instances>
